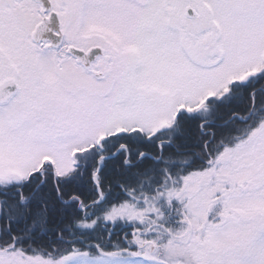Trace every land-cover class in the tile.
<instances>
[{
	"label": "snow or ice",
	"instance_id": "snow-or-ice-1",
	"mask_svg": "<svg viewBox=\"0 0 264 264\" xmlns=\"http://www.w3.org/2000/svg\"><path fill=\"white\" fill-rule=\"evenodd\" d=\"M0 264H264V0H0Z\"/></svg>",
	"mask_w": 264,
	"mask_h": 264
}]
</instances>
